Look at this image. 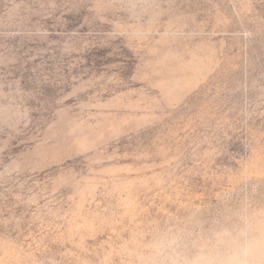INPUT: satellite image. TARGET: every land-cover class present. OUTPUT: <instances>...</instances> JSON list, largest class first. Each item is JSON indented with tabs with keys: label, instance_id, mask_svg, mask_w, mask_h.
<instances>
[{
	"label": "rangeland",
	"instance_id": "374dc122",
	"mask_svg": "<svg viewBox=\"0 0 264 264\" xmlns=\"http://www.w3.org/2000/svg\"><path fill=\"white\" fill-rule=\"evenodd\" d=\"M0 264H264V0H0Z\"/></svg>",
	"mask_w": 264,
	"mask_h": 264
}]
</instances>
